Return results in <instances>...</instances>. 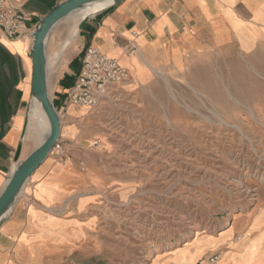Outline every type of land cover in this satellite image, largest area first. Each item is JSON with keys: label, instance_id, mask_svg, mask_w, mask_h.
Returning a JSON list of instances; mask_svg holds the SVG:
<instances>
[{"label": "rangeland", "instance_id": "1", "mask_svg": "<svg viewBox=\"0 0 264 264\" xmlns=\"http://www.w3.org/2000/svg\"><path fill=\"white\" fill-rule=\"evenodd\" d=\"M64 25L52 30L48 56ZM253 47L220 60L217 73L157 76L156 92L127 81L96 109L77 108L80 137L64 144L97 177V201L83 215L96 218L67 264H157L166 252L160 264L190 261L191 245L205 240L221 248L222 264L228 254L264 264V41ZM76 51L75 42L61 66ZM60 70L48 73V91Z\"/></svg>", "mask_w": 264, "mask_h": 264}, {"label": "crops", "instance_id": "2", "mask_svg": "<svg viewBox=\"0 0 264 264\" xmlns=\"http://www.w3.org/2000/svg\"><path fill=\"white\" fill-rule=\"evenodd\" d=\"M10 1L28 17L24 27L31 31L66 0ZM261 28L264 0H125L88 18L79 28L77 51L68 56L49 85V97L61 119L59 140L68 142L81 134L73 121L81 114L68 102V92L88 46L126 68L127 88L156 92L160 89L157 76L186 78L208 73L214 66L217 73L220 60L242 58L251 43L255 47L264 41V35L259 36ZM132 44L137 51L129 54ZM31 46L29 33L11 41L0 31V193L16 167L15 152L34 106ZM28 137L27 124L19 161L35 149L23 157ZM78 165L74 159L59 163L52 152L34 172L9 216L0 222V264H67L96 218L83 215L97 201L91 192L97 187V177ZM255 235V231L250 233L252 239ZM203 242L191 245V261L182 254L187 261L178 257L169 264H200L209 253H221V248L209 251L212 243ZM167 253L158 262H164Z\"/></svg>", "mask_w": 264, "mask_h": 264}, {"label": "water", "instance_id": "3", "mask_svg": "<svg viewBox=\"0 0 264 264\" xmlns=\"http://www.w3.org/2000/svg\"><path fill=\"white\" fill-rule=\"evenodd\" d=\"M104 1H113V4L97 14L109 10L125 0H66L50 10L33 28L31 33V100L33 105L36 102L40 104L48 122L49 131L42 143L23 160L19 161L24 132L27 127L26 121L23 136L14 156L16 167L0 193V222L9 216L26 183L51 155L53 147L60 139L61 119L52 104L47 88L46 48L49 36L52 30L72 12L86 5Z\"/></svg>", "mask_w": 264, "mask_h": 264}, {"label": "built area", "instance_id": "4", "mask_svg": "<svg viewBox=\"0 0 264 264\" xmlns=\"http://www.w3.org/2000/svg\"><path fill=\"white\" fill-rule=\"evenodd\" d=\"M28 17L15 8L10 0H0V31L8 40H15L31 34L24 27ZM137 48L132 44L127 52L134 54ZM129 81V74L126 68L118 61L111 59L101 53L97 48L88 46L83 53L81 67L75 77L74 84L68 92V102L77 108L88 111L96 109L104 100L115 85ZM93 147H99V141L92 143ZM52 152L59 163L68 162L72 159L70 148L62 141H58ZM81 171H84L83 164H80ZM221 253L218 251L206 255L200 264H219Z\"/></svg>", "mask_w": 264, "mask_h": 264}, {"label": "bare ground", "instance_id": "5", "mask_svg": "<svg viewBox=\"0 0 264 264\" xmlns=\"http://www.w3.org/2000/svg\"><path fill=\"white\" fill-rule=\"evenodd\" d=\"M112 4H113V1H104V2H101V3H95V4H91V5H86V6L82 7V8H80V9L72 12L66 18L63 19V22L65 23V25H64V28L62 30V35H61V39H60V43H59V48H58L57 52L54 53L51 56H48L47 53H46L47 78H48V73L49 72L54 71L55 69H57V67L59 68L62 65V58L66 57L67 51L75 43V41L77 39V36H78V33H79V28H80L81 24L84 21H86L88 18L94 17V15H96L99 12H101L102 10H104L105 8H107L108 6H110ZM28 114H29V115H27L28 119H29V121L27 122L28 129H29V133L30 132L32 133V137H31V139L33 141L32 143H33L34 147L36 148L37 146H39L42 143V141L48 135L49 126H48V122L46 120V117H45V115H44V113H43V111H42V109L40 107V104L38 102L34 103V106L31 109H29V113ZM30 130H32V131H30ZM221 238H223V237H220V239ZM208 241L205 240V242H203L202 244H204V245L210 244ZM186 245H188V244H186ZM257 247H258V245H257ZM248 252H249V250H248ZM256 254H257V252H256ZM235 261H236V255H234V254H230L229 255L228 254V258L226 259V264H228V263L235 264ZM220 262H221V260H220ZM168 263H169V261H168ZM159 264H160V262H159Z\"/></svg>", "mask_w": 264, "mask_h": 264}]
</instances>
